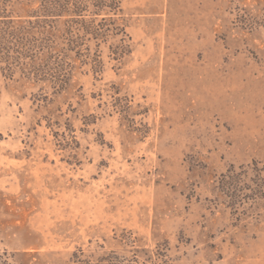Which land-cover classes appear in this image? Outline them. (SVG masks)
<instances>
[{
    "label": "rangeland",
    "instance_id": "rangeland-1",
    "mask_svg": "<svg viewBox=\"0 0 264 264\" xmlns=\"http://www.w3.org/2000/svg\"><path fill=\"white\" fill-rule=\"evenodd\" d=\"M119 6V62L0 63V264H264V0Z\"/></svg>",
    "mask_w": 264,
    "mask_h": 264
},
{
    "label": "trees",
    "instance_id": "trees-1",
    "mask_svg": "<svg viewBox=\"0 0 264 264\" xmlns=\"http://www.w3.org/2000/svg\"><path fill=\"white\" fill-rule=\"evenodd\" d=\"M11 1L0 0V63H7V71L24 69L38 81L65 83L61 77L66 60L72 59L71 53L78 59L86 57L81 46L88 41L87 36L99 40L122 35L112 50L118 62L130 52L124 29L112 18L120 13L119 0H15L28 6L37 3L27 15L35 20L20 24L3 16L9 6L5 3ZM101 12L106 17L97 22ZM63 17L68 19L58 23Z\"/></svg>",
    "mask_w": 264,
    "mask_h": 264
}]
</instances>
